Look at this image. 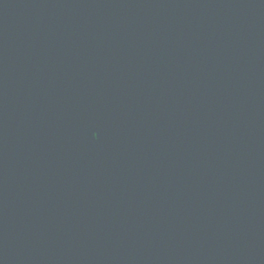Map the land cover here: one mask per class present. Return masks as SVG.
Here are the masks:
<instances>
[{
	"label": "water",
	"instance_id": "water-1",
	"mask_svg": "<svg viewBox=\"0 0 264 264\" xmlns=\"http://www.w3.org/2000/svg\"><path fill=\"white\" fill-rule=\"evenodd\" d=\"M0 264H264V0H0Z\"/></svg>",
	"mask_w": 264,
	"mask_h": 264
}]
</instances>
